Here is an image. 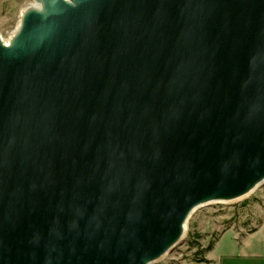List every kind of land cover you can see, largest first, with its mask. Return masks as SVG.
<instances>
[{"label":"water","instance_id":"obj_1","mask_svg":"<svg viewBox=\"0 0 264 264\" xmlns=\"http://www.w3.org/2000/svg\"><path fill=\"white\" fill-rule=\"evenodd\" d=\"M0 36V264H152L264 183V0H35Z\"/></svg>","mask_w":264,"mask_h":264},{"label":"rangeland","instance_id":"obj_2","mask_svg":"<svg viewBox=\"0 0 264 264\" xmlns=\"http://www.w3.org/2000/svg\"><path fill=\"white\" fill-rule=\"evenodd\" d=\"M34 0H0V36L4 40L14 34L22 12ZM264 224V183L248 196L231 202H213L193 212L182 240L166 255L152 264H199L216 241L225 233L224 241L233 235L241 240ZM264 236V226L261 230Z\"/></svg>","mask_w":264,"mask_h":264},{"label":"crops","instance_id":"obj_3","mask_svg":"<svg viewBox=\"0 0 264 264\" xmlns=\"http://www.w3.org/2000/svg\"><path fill=\"white\" fill-rule=\"evenodd\" d=\"M263 226L241 240L233 235L224 241L223 234L206 256L208 261L199 264H264Z\"/></svg>","mask_w":264,"mask_h":264},{"label":"bare ground","instance_id":"obj_4","mask_svg":"<svg viewBox=\"0 0 264 264\" xmlns=\"http://www.w3.org/2000/svg\"><path fill=\"white\" fill-rule=\"evenodd\" d=\"M36 4V2H35V0L33 1V3H32V5H35ZM19 25V24H18ZM16 31V30H15ZM12 37V36H11ZM11 37H10V39H11ZM10 39H8V40H4L6 43H8L9 41H10ZM254 191V190H253ZM252 193V192H251ZM251 193H249V194H251ZM249 194H247L246 196H248ZM246 196H244V197H246ZM244 197H242V198H244ZM242 198H240V199H242Z\"/></svg>","mask_w":264,"mask_h":264}]
</instances>
